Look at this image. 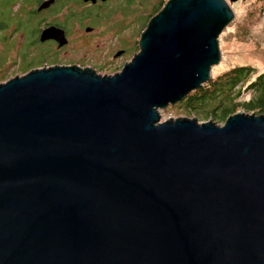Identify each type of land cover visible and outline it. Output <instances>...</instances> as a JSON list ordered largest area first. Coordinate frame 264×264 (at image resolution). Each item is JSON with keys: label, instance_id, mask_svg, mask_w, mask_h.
I'll list each match as a JSON object with an SVG mask.
<instances>
[{"label": "water", "instance_id": "water-1", "mask_svg": "<svg viewBox=\"0 0 264 264\" xmlns=\"http://www.w3.org/2000/svg\"><path fill=\"white\" fill-rule=\"evenodd\" d=\"M235 1L168 0L116 74L0 83V264H264V114L160 113L213 77Z\"/></svg>", "mask_w": 264, "mask_h": 264}, {"label": "rangeland", "instance_id": "rangeland-1", "mask_svg": "<svg viewBox=\"0 0 264 264\" xmlns=\"http://www.w3.org/2000/svg\"><path fill=\"white\" fill-rule=\"evenodd\" d=\"M143 1L146 2L147 6L145 10L140 11L138 24L133 21L134 18L132 17L137 12L131 6L125 18H129V21L127 22L128 27L122 31L124 34L114 33V30L109 28L105 22L96 23L93 32L88 33L91 38L79 42L77 53L84 55L85 62L88 61L89 66L94 63L96 66H92V68L97 73L101 75L116 74L122 70L125 63L133 59L135 54L140 51L141 33L146 29L150 17L158 13L168 0ZM32 2L36 3V0H32ZM231 5L235 10V18L219 36L223 57L221 62L213 67V75L217 77L238 65H251L255 72L250 77V80H253L258 74L264 72V0H237L232 2ZM32 6L36 5H31L26 1L16 2L13 6V12L22 18H7L5 20L6 17L4 16L5 24L8 23V25L0 32V83H4L16 75H23L31 69L45 67L43 63H37L42 58L32 59L29 56L26 57V52L31 47L30 43L34 38V31L39 28L44 13L45 19L48 21L65 24L66 28L69 29L72 45L84 36L86 26L90 25V20H82L79 15L78 18L73 19L72 17L66 20V17L71 14L69 10L58 9L34 14L29 12ZM38 47L40 50H44L42 46ZM125 47L129 49L126 54L124 53L119 57L113 56L114 51L116 52L119 48ZM32 50L35 51V49ZM85 52H88V54ZM32 61L37 64L25 70L24 67ZM49 64L50 62L48 66ZM252 95V90H246L243 99H249ZM182 101L162 108L160 110L161 121L181 117H197L200 122L215 119L219 124L224 123L214 114L209 113L210 115L206 117L204 113L199 114L194 110L188 112L185 105L181 103ZM238 112L245 111L241 109Z\"/></svg>", "mask_w": 264, "mask_h": 264}, {"label": "flooded vegetation", "instance_id": "flooded-vegetation-1", "mask_svg": "<svg viewBox=\"0 0 264 264\" xmlns=\"http://www.w3.org/2000/svg\"><path fill=\"white\" fill-rule=\"evenodd\" d=\"M25 1L27 3H31V5H36L34 7L32 6L29 11L34 14H41L50 10L64 9L71 11V14L66 17V20H69L72 17L73 19L78 18V15L82 18V20H90V25L86 26L85 28L86 32L84 36L80 37L78 41L74 42V44L72 45L69 35V29L66 28L65 24L57 21H48L47 19H45L44 13V16L40 20L39 28L34 31V38L30 43L31 47L26 52V57L29 56V58L32 59L42 58L38 62H42L45 67L53 65H79L82 68H92V66L95 67L96 65L94 63H91V65L89 66L88 61L85 62L84 55H80L76 51L79 47L78 44L80 41L88 40V38H91L88 36V33L93 32V29L95 27L94 24L105 22L108 24L109 28L114 30V33L119 35L124 34V32L122 31L126 27H128L127 22L129 21V18H125L128 15L131 6L137 12V14L132 17L134 18L133 21H135L137 24L139 23L138 17L140 15V11L145 10L147 6L146 2H144L143 0H53L50 6L41 9L40 6L45 1L47 2V0H36V3L32 2V0ZM53 25L59 26L65 30L66 41L63 44L59 40H56L54 38H41L43 30ZM102 32H104V30H102ZM38 46H42L44 50H40ZM32 49H35V51L33 52ZM120 51H122V53L120 55H117V53ZM127 51H129V49H127L126 47L119 48L112 54L114 57H119L124 53L126 54ZM85 53L88 54V52ZM49 62L50 64L48 66ZM32 63H34V61H32ZM34 64L37 63L35 62Z\"/></svg>", "mask_w": 264, "mask_h": 264}, {"label": "trees", "instance_id": "trees-1", "mask_svg": "<svg viewBox=\"0 0 264 264\" xmlns=\"http://www.w3.org/2000/svg\"><path fill=\"white\" fill-rule=\"evenodd\" d=\"M20 1L24 2L25 0H0V32L8 25V23L5 24L4 16L5 20L7 18H22L13 12V6ZM32 65L34 63L26 65L24 69L28 70ZM254 73V68L251 65H238L222 75L217 77L213 75L208 82L189 93L181 103L185 105L188 112L194 110L199 114L204 113L206 117L214 114L224 122L230 115L241 109L246 113L264 114V72L250 80ZM246 90L253 91V95L249 99H243Z\"/></svg>", "mask_w": 264, "mask_h": 264}]
</instances>
